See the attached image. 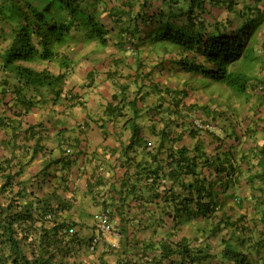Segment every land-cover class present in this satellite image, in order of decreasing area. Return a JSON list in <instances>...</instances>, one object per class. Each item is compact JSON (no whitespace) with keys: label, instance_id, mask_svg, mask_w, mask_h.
I'll use <instances>...</instances> for the list:
<instances>
[{"label":"trees","instance_id":"trees-1","mask_svg":"<svg viewBox=\"0 0 264 264\" xmlns=\"http://www.w3.org/2000/svg\"><path fill=\"white\" fill-rule=\"evenodd\" d=\"M262 3L264 0H0V131L7 135L4 153L0 152V264H84L85 253L95 251L105 240L98 234L97 217L106 213L119 236L118 245H108L106 250L115 256L116 264H264V143L257 145L255 139L257 132L264 134L260 110L257 122L254 116L246 120L248 129L235 136L229 132L234 113L213 110L209 103L214 99L203 102L208 89L195 99L199 89L187 83L177 88L173 76L165 83L162 79L150 81L152 73L146 71L144 61L153 57L158 62L155 67L170 66L197 83L219 84L218 88L240 97L250 89L264 95ZM92 43L101 49L113 44L117 51L129 53L128 61L115 56L111 60L126 75H122L123 82L117 80L104 112L108 118L132 113L126 121L132 128L131 144H142L145 154H150L151 146L140 128L142 111L150 112L153 121L172 109L171 117L167 113L158 121L162 131L151 127L150 134L158 137L159 146L146 156L156 165L139 179H152L149 184L160 188L167 167L171 191L181 187L187 196L176 190L165 200L169 191L165 192L161 200L175 207L157 218H147L143 228V224L132 226V219L119 213L125 201L116 206L103 197H93L98 211L87 217L91 225L86 228L92 234L84 240L80 223L66 213L63 204L55 206L56 192H49L50 186L48 191L36 190L39 182L30 183L25 175L27 164H21L18 156L24 143L28 148L39 135L34 126L24 125L23 118L30 111L58 99L80 106L74 88H64L74 75L75 55ZM38 62L57 63L60 73L55 75L48 67L38 69ZM247 67L251 70L245 71ZM114 75L118 73L108 77ZM153 96L158 100L148 106L147 100ZM184 99L202 104L185 105ZM165 103H170L166 109ZM186 113L218 126L221 132L215 135L196 129L195 119ZM220 117L225 127L218 124ZM180 127L192 139L200 132L205 137L192 149L182 146L170 151L167 146L181 140L179 135L172 137ZM239 144L241 149H237ZM245 145L247 151L242 150ZM210 146L213 149L208 151ZM43 150L39 138L34 156ZM163 152H167L164 163ZM149 174L153 177L145 176ZM145 231L148 237L140 238ZM106 256L100 254L95 264H107Z\"/></svg>","mask_w":264,"mask_h":264},{"label":"crops","instance_id":"crops-1","mask_svg":"<svg viewBox=\"0 0 264 264\" xmlns=\"http://www.w3.org/2000/svg\"><path fill=\"white\" fill-rule=\"evenodd\" d=\"M92 60V62L87 63L85 68L74 72L73 77L67 81V86L64 88V91L74 88V92L80 97V106L58 99L55 104L51 101L45 105H38L23 118L24 125L34 126L36 131H39V135L28 143V148L24 143L23 150L18 156L21 164H27L25 175L31 181L30 183L39 182L36 190L42 191L44 189L48 191L47 187L50 186L49 192H56L57 201L55 206L59 203L63 204L66 213L72 215L76 222L80 223L81 227L79 228L82 230L84 240L92 234L88 232L90 229L86 228L87 224L91 225V221L87 220V217L98 211V205L91 200L93 197L94 199L95 197H103L108 203H114L116 206L125 201L122 204L123 206L121 205L119 213H122L124 218H131L132 226L143 224L141 226L143 228L147 225V218L149 219L154 215L157 218L160 213L167 212V209L171 211L175 207V205L165 204L161 200L165 192L169 191L168 195L164 197L165 200L169 196H174L176 190L182 192V197L187 196V192L182 191L181 187L171 191L170 185L172 182L166 179L169 171L167 167L164 170L165 178L162 179L164 185L160 188L155 183L149 184L152 179H144L143 181L139 179L143 173L150 170V166L154 168L156 165L146 156L158 149L159 146L158 137L155 138L150 134L151 127L154 125L156 126L155 131H162L163 125L158 121L160 117L166 116L167 113L170 114L168 117H171L172 109L161 112V116L154 117L153 121L150 120V115H152L150 112L142 111L140 125L142 137L151 146L148 148L151 153L145 154L141 147L142 144L130 143L132 128L126 125V121L132 117V113L128 111L125 117H109V119L104 112L105 108L111 103L117 80L123 82L122 75L126 74L113 63L105 65L97 57ZM165 68L159 65L155 67V64H151L146 70L152 73L150 81L158 82L159 79H163L161 75L164 72L162 70ZM78 69H80L79 66L76 70ZM156 72L157 74H155ZM114 73H118V75H114L110 79L108 75ZM181 73L184 75L183 77L190 78L187 74ZM87 79H89L88 86ZM79 82L82 83L81 86H78ZM163 82L165 83L166 80H162ZM185 82L184 79L181 81L182 86ZM174 84L178 85L179 83ZM149 99L157 102L158 97L153 96ZM183 103L185 105L202 104V101L190 100L188 102L184 99ZM151 104L153 103H147L148 106H152ZM169 105L170 103H165L164 108L166 109ZM186 116L188 117L187 113ZM191 117L192 115L188 118ZM196 118L198 117L195 116L194 119ZM232 118L229 132L234 133L233 135L236 136V115L234 114ZM40 125L43 126L38 127ZM226 125L229 126V120ZM188 134L185 128H176L172 137L179 135L181 140L170 143L167 146L170 151H175L182 146L192 149L196 142L203 141L205 137L203 135L205 132L198 133L193 139ZM6 137L7 135L0 131L1 153H4ZM39 138L44 150L34 156V145ZM240 145L237 146V149H241ZM18 146H21V144ZM211 149H213L212 146L208 151H211ZM242 150L247 151L245 148ZM13 152L18 153V150L9 151L6 155L11 156ZM166 156L167 152H163L161 156L163 163ZM138 171L139 175L137 176ZM145 176L153 177L150 174ZM133 184L136 186L135 189L132 188ZM170 227H173V225L171 224ZM178 234L180 237V232ZM141 237L143 239L147 238L148 233L145 231ZM112 239V237H109L101 240L95 251L89 250L86 252L87 257L83 258L84 264L97 263L100 254L104 253L108 255L105 257L107 264H116L117 259L115 256L106 253Z\"/></svg>","mask_w":264,"mask_h":264},{"label":"rangeland","instance_id":"rangeland-1","mask_svg":"<svg viewBox=\"0 0 264 264\" xmlns=\"http://www.w3.org/2000/svg\"><path fill=\"white\" fill-rule=\"evenodd\" d=\"M260 8L261 10H264V3L260 4ZM104 50V51H102ZM113 56L119 58V59H126V61H128V57H129V53L125 54L123 52H119L117 51V48L113 46V44H111L110 47H108V49H101L99 48L96 44L92 43L88 46H86L84 49H82L81 51H79V53H77L75 55L74 61H75V69L74 72L76 71H80L81 69L85 68L87 63L92 62L94 58H100L101 61L107 65L109 63H111V60L114 59ZM127 56V58H126ZM154 56V55H151ZM155 57V56H154ZM130 60V59H129ZM41 61V60H38ZM145 61V66L147 67V69L151 66V64H155L158 63L154 60L153 57H151V59L149 60H144ZM37 68L42 69L45 67H48L50 69V72L54 73L55 75H58L60 73V70L58 68V64H48L46 65L45 63L42 62H38L37 65H35ZM80 67V69L76 70L77 67ZM251 70L250 68L247 67V69H245V71H249ZM162 73V80H169V78H171L172 76V80L174 83H179L177 88H180L181 86V81L184 79L186 80L185 83H187L189 85V87L193 86L199 89V93L196 91L194 93L195 99H200L202 94H205V89H208V93H207V97L206 100L203 102L204 103H209V98L214 99L215 101H213L214 103H209L210 106L212 107L213 110H218V111H230L232 113H234L236 115V131L235 134L236 135H240L241 130L244 131L245 129H248L246 126V120L249 119H253L254 116V121L257 122V118H255L258 114L257 111L260 110L259 115H261L262 117H264V95L262 94H256L254 92H252V90L250 89L249 94L246 96H237L235 95L233 92L228 93L225 90H223V87H220L221 85L219 84H213L211 85V82H199L197 83V81L195 80V78H187L186 76L183 77L184 75L176 70H173L170 68V66H167ZM157 74V72L155 73ZM183 77V78H182ZM179 78H182L181 80ZM179 80V81H178ZM82 85L81 82H79L80 86ZM83 88V86H82ZM133 90V88H132ZM201 91V92H200ZM147 103H156L153 102L155 100H147ZM224 103L223 105H220V103ZM78 106V104H75ZM215 110V111H216ZM228 112V113H230ZM255 112V114H254ZM223 116V115H222ZM195 120H201L200 118H196ZM203 122V121H202ZM223 119L222 117L219 118L218 120V124L222 125L223 127H225L223 125ZM239 129V131H238ZM254 133V132H253ZM250 137H248L249 139ZM256 144L257 145H261L264 143V134H262L261 132H257L256 134ZM248 141H251L250 139ZM247 144V143H246ZM249 148L251 146V144L248 145ZM244 147L245 149H248L247 147Z\"/></svg>","mask_w":264,"mask_h":264},{"label":"built area","instance_id":"built-area-1","mask_svg":"<svg viewBox=\"0 0 264 264\" xmlns=\"http://www.w3.org/2000/svg\"><path fill=\"white\" fill-rule=\"evenodd\" d=\"M194 127L198 130L201 131H207L209 133L218 135L221 130L218 126L213 125L211 123H205L202 122V120H195L194 121ZM108 213L104 214V215H99L97 217V221H98V225H97V229H98V234L102 237V238H109L110 236H113V239L110 243V245L112 247H116L118 245V240H119V236L117 233L114 232V227L113 225H111L108 222ZM115 237V238H114Z\"/></svg>","mask_w":264,"mask_h":264},{"label":"clouds","instance_id":"clouds-1","mask_svg":"<svg viewBox=\"0 0 264 264\" xmlns=\"http://www.w3.org/2000/svg\"><path fill=\"white\" fill-rule=\"evenodd\" d=\"M37 68V67H36ZM80 99V98H79ZM79 102H80V100H79Z\"/></svg>","mask_w":264,"mask_h":264}]
</instances>
